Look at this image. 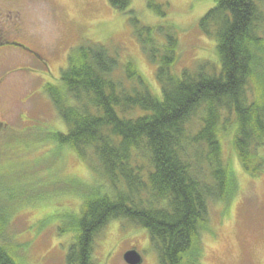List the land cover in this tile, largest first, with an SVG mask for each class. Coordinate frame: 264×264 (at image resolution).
<instances>
[{
	"label": "trees",
	"instance_id": "1",
	"mask_svg": "<svg viewBox=\"0 0 264 264\" xmlns=\"http://www.w3.org/2000/svg\"><path fill=\"white\" fill-rule=\"evenodd\" d=\"M107 2L138 26L133 0ZM263 5L264 0H215L200 27L207 36L215 34L221 64L202 65L195 73L174 70L176 37L165 34L163 42L158 28L140 26L141 45L158 65L160 94L103 44L81 45L69 56L60 88L51 90L68 128L58 140L98 162L114 193L95 189L86 195L70 225L75 236L67 264H94L97 235L120 219L148 230L160 264H197L210 203L229 204L238 190L235 169L222 157L225 114L238 126L233 146L242 168L253 177L264 171L258 154L264 146ZM7 204L0 198V264H18L20 244L8 245L4 236Z\"/></svg>",
	"mask_w": 264,
	"mask_h": 264
},
{
	"label": "rangeland",
	"instance_id": "2",
	"mask_svg": "<svg viewBox=\"0 0 264 264\" xmlns=\"http://www.w3.org/2000/svg\"><path fill=\"white\" fill-rule=\"evenodd\" d=\"M3 4L4 9L21 13L17 21L2 23L0 30L10 34L0 35L41 56L31 58L20 48L0 50V73L7 76L0 86V198L8 202L9 220L4 236L8 245L20 244L18 264H67L75 236L70 225L80 217L86 195L95 189L102 195L114 193L98 162L82 158L58 140V133H67L68 128L51 90L60 88L69 56L81 45L103 44L113 56L131 62L159 92L158 65L144 51L138 29L158 28L155 33L163 42L165 34L176 37L174 70L179 74L195 73L206 64L220 66L215 34L207 36L200 27L215 0H133L137 27L127 12L112 8L107 0H3ZM222 120V157L235 169L238 190L229 204L210 203L209 230L202 235L197 264H264V171L259 177L245 172L233 146L235 117L225 114ZM258 154L264 161V146ZM132 249L141 255V264H160L146 228L125 219L111 220L94 242V264H128L124 254Z\"/></svg>",
	"mask_w": 264,
	"mask_h": 264
},
{
	"label": "flooded vegetation",
	"instance_id": "3",
	"mask_svg": "<svg viewBox=\"0 0 264 264\" xmlns=\"http://www.w3.org/2000/svg\"><path fill=\"white\" fill-rule=\"evenodd\" d=\"M9 8L10 7H8V9ZM20 13L21 12L19 10L4 9L3 0H0V29L2 28L3 22L17 21L20 18ZM0 34H10V32L6 31V30H0ZM5 45L8 47H4ZM2 48H12L14 50H18V48H20L21 50L25 49L27 51L26 53H29L32 56L31 58H35V59L38 58V60H39V58H41L40 54L38 52L34 51L33 49H31L30 47L24 46L16 40H11V39L7 38V36L5 37L3 35H0V50ZM45 73H47V75L49 74V72H45ZM1 74L2 73H0V79L3 78V80H0V86L3 85L4 81L7 78V76L4 77Z\"/></svg>",
	"mask_w": 264,
	"mask_h": 264
},
{
	"label": "water",
	"instance_id": "4",
	"mask_svg": "<svg viewBox=\"0 0 264 264\" xmlns=\"http://www.w3.org/2000/svg\"><path fill=\"white\" fill-rule=\"evenodd\" d=\"M124 260L128 264H141L142 263V257L138 253V251L135 249L128 250L127 252H125Z\"/></svg>",
	"mask_w": 264,
	"mask_h": 264
}]
</instances>
